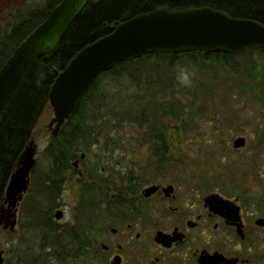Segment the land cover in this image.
Returning a JSON list of instances; mask_svg holds the SVG:
<instances>
[{"label": "rangeland", "instance_id": "rangeland-1", "mask_svg": "<svg viewBox=\"0 0 264 264\" xmlns=\"http://www.w3.org/2000/svg\"><path fill=\"white\" fill-rule=\"evenodd\" d=\"M43 3L44 0H0V31L10 28L15 15L40 8ZM247 57L232 61L230 66L221 69L222 73L217 71L215 83L209 85L205 70L194 69L186 61L174 66V87L169 88V95L163 100L161 95L155 96L150 105L155 108L156 104H170L175 108L173 113L179 109L184 112L183 123L171 125L175 128L174 141L165 146V156L175 157L178 162L170 164L169 169L157 172L163 174H157L155 169L154 173L149 172L147 177L151 182L156 180L155 176L160 179L167 177V181H171L186 173L187 178H194L197 188H203V193L242 188L264 195V87L259 88L260 96H256L253 86L251 91H245L244 86L249 80L254 86L261 84L260 74L256 73L252 79L247 77L251 65L245 63L248 62ZM256 60L253 56L252 61L260 65L261 61ZM209 70L212 71L207 69L206 72ZM133 94L134 90H131L126 95L128 108ZM162 113L158 111L156 119L161 120ZM52 118L53 112L48 106L31 139L36 146V165L28 192L21 203L20 224L15 233L0 227V251L4 264H62L63 259L58 256L61 236L51 235L41 223L35 225L34 218L29 220L24 215L28 210H36V206L46 208L58 198L56 204L64 215L60 222L73 225L76 208L80 210L83 203L90 204L94 198L92 192L82 195L77 172L72 174V170L66 172L68 184L62 192L59 186L58 194L41 185L45 183V178L50 177L48 174L52 167V159L46 155L52 138L47 126ZM113 126L107 137L101 131L102 127L95 129V134L101 132V137L98 144L90 146L84 154L82 171L86 173V178L95 177L101 167L106 173L132 171L145 176V165L149 164L151 157L163 156L164 149L149 142L152 135L148 126L140 128L130 123L117 126L115 123ZM240 136L246 139V146L233 149L232 142ZM81 154L78 153L75 158L79 159ZM166 172L175 175L171 177ZM98 175L105 176L102 173Z\"/></svg>", "mask_w": 264, "mask_h": 264}, {"label": "trees", "instance_id": "trees-1", "mask_svg": "<svg viewBox=\"0 0 264 264\" xmlns=\"http://www.w3.org/2000/svg\"><path fill=\"white\" fill-rule=\"evenodd\" d=\"M61 1L44 0L40 8L15 15L10 28L0 31V68ZM200 7H208L233 19L251 20L264 26V0H90L67 29L57 48L33 63L0 117V208L15 165L32 139L40 117L49 106V89L75 54L85 46L109 35L116 23L160 9L176 11ZM252 55L256 61H261L260 65L252 61ZM246 57L248 62L245 63L251 64L247 77L252 79L258 73L261 84L254 86L249 80L244 89L251 91L253 86L256 96H260L259 88L264 87V49L247 50L240 54H150L114 66L96 78L75 113L64 123L58 135L51 138L46 149V155L52 158L51 170H72L75 173L70 168L69 160L75 158L78 153L86 154L90 146L98 144L101 137V132L95 134L98 126L103 128L101 131H104L107 137L108 131L114 128L115 123L116 126L125 123L137 124L140 128L148 126V132L153 136L149 142H154L155 147L163 148L161 155L165 156V146L174 141L175 128L171 125L182 124L184 112L179 109L177 113H173L175 108L170 104H156L155 108L150 104L157 95H161L162 100L169 95L167 91L174 87L175 83L172 75L174 66L186 61L194 69L205 70L208 80L206 83L209 85L215 83L213 81L217 71L222 73L221 69L230 66L232 61ZM207 69L212 71L206 72ZM102 81L106 84L102 85ZM131 90H134V94L128 108L126 95ZM102 111L104 114H101ZM158 111L163 112L161 120L156 119ZM62 165L66 167L60 168ZM33 173L34 169L31 176ZM43 188L48 191L53 189V193L58 194V188ZM39 209L38 207V212ZM49 233L54 235L56 231Z\"/></svg>", "mask_w": 264, "mask_h": 264}, {"label": "flooded vegetation", "instance_id": "flooded-vegetation-1", "mask_svg": "<svg viewBox=\"0 0 264 264\" xmlns=\"http://www.w3.org/2000/svg\"><path fill=\"white\" fill-rule=\"evenodd\" d=\"M238 138L244 139L243 149L247 141ZM83 160L80 156L69 164L82 195L92 192L94 198L76 208L73 225L60 222L64 215L58 198L40 212L36 207L24 215L61 236L62 264H264V195L242 188L203 193L186 173L171 181L155 176L151 182L149 172L178 162L172 156L151 157L145 176L106 173L101 167L95 177L86 178ZM101 173L105 176L98 177ZM48 175L41 185L60 186L62 192L66 172L51 170ZM25 195L15 211L16 229Z\"/></svg>", "mask_w": 264, "mask_h": 264}, {"label": "water", "instance_id": "water-1", "mask_svg": "<svg viewBox=\"0 0 264 264\" xmlns=\"http://www.w3.org/2000/svg\"><path fill=\"white\" fill-rule=\"evenodd\" d=\"M90 0H62L47 19L15 49L0 68V117L35 61L53 52L67 29ZM264 49V26L251 20L233 19L208 7L169 11L160 9L114 25L113 31L85 46L55 78L48 92L53 118L47 126L55 138L88 93L96 78L114 66L150 54L190 52L240 54ZM244 146V139L233 147ZM32 140L23 150L9 178L0 227L16 232L15 211L29 188L35 167ZM84 155H81L83 157ZM61 213L56 216L59 219ZM0 264H3L0 251Z\"/></svg>", "mask_w": 264, "mask_h": 264}]
</instances>
